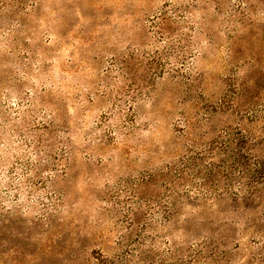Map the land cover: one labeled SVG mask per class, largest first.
Instances as JSON below:
<instances>
[{
    "label": "rangeland",
    "instance_id": "374dc122",
    "mask_svg": "<svg viewBox=\"0 0 264 264\" xmlns=\"http://www.w3.org/2000/svg\"><path fill=\"white\" fill-rule=\"evenodd\" d=\"M251 135L264 0H0V264H264Z\"/></svg>",
    "mask_w": 264,
    "mask_h": 264
},
{
    "label": "trees",
    "instance_id": "16d2710c",
    "mask_svg": "<svg viewBox=\"0 0 264 264\" xmlns=\"http://www.w3.org/2000/svg\"><path fill=\"white\" fill-rule=\"evenodd\" d=\"M243 139L248 140L246 149L234 152L229 168L240 174L239 185L245 199L264 204V137L251 135ZM242 153L245 161L239 158Z\"/></svg>",
    "mask_w": 264,
    "mask_h": 264
}]
</instances>
